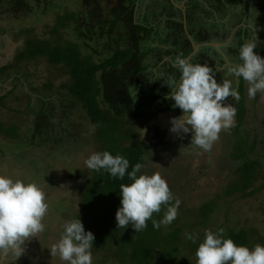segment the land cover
<instances>
[{
  "label": "trees",
  "instance_id": "1",
  "mask_svg": "<svg viewBox=\"0 0 264 264\" xmlns=\"http://www.w3.org/2000/svg\"><path fill=\"white\" fill-rule=\"evenodd\" d=\"M50 2L52 0H0V7L5 9L2 13L20 19L36 12L44 15ZM173 2L178 5L184 2L185 13L170 0H80L78 10L54 14L52 26L43 37L36 36L32 30L19 31L21 44L7 64L0 67V92L10 82L15 89L24 84L22 79L26 76L21 75L22 65L36 58L62 67L67 81L59 89L46 83L41 93L36 89L35 95H29L34 100L28 104L33 118L31 136L23 139L18 132L21 126L4 123L1 118L0 136L11 142L25 141L34 148L72 141L82 147L86 134L91 132L94 153L108 151L113 156L121 155L129 161V172L139 163L144 167L138 175L146 173L152 151L167 144L163 139L147 144L140 138L144 128L150 131L149 123L156 119V114L169 109H161L157 104L170 93L165 83L170 79L179 81L180 72L173 66L176 58L187 59L193 52L188 37L201 45L190 62L207 63L215 72L224 61L210 44L221 45V51L229 60L241 63L239 49L249 41L247 25L252 0ZM259 19L257 26H261L262 19ZM63 33L69 34L71 39H63ZM254 51L264 57L263 50ZM209 52H214L220 60L209 64ZM243 88L244 81L240 78L238 92L242 109ZM8 96L9 93L0 96V104ZM60 108L64 110L62 113ZM73 109H79L83 121L70 122L68 112ZM244 111H238L236 125L231 129L237 146L236 154H230L235 164L233 168L230 166L229 176L226 172L225 191L201 202L196 210L189 207V203L185 207L180 199L183 192L179 189L183 186L179 187V179L186 173H181L174 165L173 189L178 199L170 203L180 201L178 215L170 225H161L159 229L153 227L152 220L159 222L163 218L165 205L140 232L131 225L118 228L120 185L131 183L127 175L120 180L104 170L91 169L70 174V179L82 182L78 193L80 212L73 219L79 217L85 230L94 233V250L106 248L119 264H196V250L206 230L216 232L221 228L226 238L233 239L237 245L249 248L264 245L260 227L249 218H243L240 209H230L224 202L226 196L260 200V194L264 193V161L261 160L264 140L259 134L254 135L253 141L249 140ZM258 144L263 148L256 149ZM221 168L222 165L216 167L223 177ZM173 189H170L172 193ZM186 233L197 235L196 243L188 240Z\"/></svg>",
  "mask_w": 264,
  "mask_h": 264
},
{
  "label": "rangeland",
  "instance_id": "2",
  "mask_svg": "<svg viewBox=\"0 0 264 264\" xmlns=\"http://www.w3.org/2000/svg\"><path fill=\"white\" fill-rule=\"evenodd\" d=\"M252 1L254 5L251 10V25L255 26L254 20L260 21L259 18H261V23L264 21V0ZM79 8L80 0H52L44 15L36 12L28 17L15 19L9 13H2V10L5 11V9L0 7V67L7 64L16 48L21 44L18 37L19 31L28 29L32 30L36 36L43 37L52 26L54 14L67 10L76 11ZM259 28L261 29L263 26L261 25ZM62 37L65 40L71 39L67 33H63ZM95 59L98 60L97 57ZM21 75L26 76L25 79H22L24 84L18 85L15 89L14 84L10 82L11 84H7L5 89L0 92V96L9 93V96L2 101L3 105L0 104V118L4 123L21 126L18 132L24 139L31 136L30 126L33 122L28 104L34 100L29 98V95H35L36 89H38V94L41 93L46 83L52 84L53 89L61 88V85L66 83L67 76L62 67L51 66L44 58L24 62ZM236 87L238 88V81ZM247 89L248 83L244 81L240 98H248ZM44 92L46 95L49 94ZM257 94L264 100V93L258 92ZM233 103L235 105L237 102ZM36 105L37 103L34 107ZM62 108L58 109L61 113L64 111ZM259 108L261 105L255 106L253 109ZM68 114L70 122L83 121L82 118L80 119L79 109L69 110ZM246 126L245 124V128ZM92 134L91 132L86 134V139L82 141V147L72 141L65 144L59 142L52 147L49 145L48 147L34 148V146L27 145L25 141L11 142L0 136V175H5L13 180H22L25 183L37 184L45 193L49 206L43 219L44 232L40 236L29 237L25 241L23 246L25 252L14 261V264H67L60 260L58 254H51V248L60 239L63 225L80 212L78 193L82 182L70 179L69 175L75 174L77 170L80 172L90 170L85 161L94 154L91 145ZM189 140H191V136ZM192 146L194 145L174 142L166 148L155 149L150 154L145 169L149 175L155 172L160 173L162 178L167 181L169 188L171 186L170 189H173V175H175L173 167L174 165L178 166L181 173H186L183 178L179 179V187L183 186V189H179L181 193L183 192V197L180 199L185 207H187L186 203H189V207L196 210L205 200H212L225 191L226 172L229 176L232 171L231 167L233 168L235 164L230 154H236L237 145L234 139L224 142L215 141L211 150L207 152L203 149V151L193 150ZM258 148L259 145L256 149ZM201 152H204L205 155L203 156ZM261 160L264 161V152L261 154ZM220 165L223 166L221 168L224 171L223 177L216 169ZM187 192L190 193L186 194ZM199 195L203 198L198 197ZM173 196L178 199L177 192L174 191ZM226 197L224 202L227 205L225 204V206L230 209H240L243 218L247 217L257 224L264 236V193L260 194V200L250 198L239 200L234 196ZM94 248L93 246V264H119L116 258L110 257L112 253H109L106 248L97 251ZM10 260L11 257H8L4 264H9Z\"/></svg>",
  "mask_w": 264,
  "mask_h": 264
},
{
  "label": "clouds",
  "instance_id": "3",
  "mask_svg": "<svg viewBox=\"0 0 264 264\" xmlns=\"http://www.w3.org/2000/svg\"><path fill=\"white\" fill-rule=\"evenodd\" d=\"M255 27L253 32L255 34ZM258 39L245 42L239 49V60L228 66L229 75L248 83L247 94L254 99L258 92L264 93V57L255 49ZM180 72L179 81L170 79L165 84L170 89L167 99L174 102L181 114L171 120L173 133H191V144L210 151L222 130L234 124L236 108L224 101L231 96L239 100V92L232 80L218 83L215 71L207 64H193L186 58L177 57L174 65ZM88 169L106 171L111 177L123 180L127 175L131 183L120 185L121 206L116 212L118 228L131 225L136 232L147 227V221L154 213L167 206L163 218L152 220L153 227L170 225L178 215L179 200H174L167 181L158 172L151 175L141 173L144 167L136 164L129 172V161L121 155L97 152L86 159ZM43 190L35 183H25L0 175V264L11 257L9 264L25 252V241L41 235L45 230L43 219L48 211ZM196 243L198 236L185 234ZM95 241L93 232L86 231L81 219L74 218L63 225L57 243L52 245L51 254H58L67 264H93L92 248ZM196 264H264V245L252 248L237 245L226 238L224 229L216 232L206 230L204 240L196 250Z\"/></svg>",
  "mask_w": 264,
  "mask_h": 264
},
{
  "label": "flooded vegetation",
  "instance_id": "4",
  "mask_svg": "<svg viewBox=\"0 0 264 264\" xmlns=\"http://www.w3.org/2000/svg\"><path fill=\"white\" fill-rule=\"evenodd\" d=\"M181 5L184 9V12L181 9H179V8L178 9L181 10L182 13L184 14L185 13L184 2L182 4H180L179 6H181ZM259 16H261V15H259ZM251 19H252V16H251ZM251 19H250V21H248V25H247V27L249 29V31H248L249 32L248 33L249 40H253L255 38V34H256V37L258 39L257 49H261L264 51V21L262 23H260L263 26V28L260 29L259 28L260 26L259 25L257 26L258 21L254 20L255 26H256L255 27V34H254L253 26L251 25ZM188 39L190 40V42L192 44V49H193V45H196V44L192 41V39L190 37H188ZM196 46L199 47L198 50L201 48L200 47L201 45H196ZM212 46H214L216 48L217 52L219 53V55L221 56V58L224 61V64L221 66V68H219L214 73L215 75L217 74V79L219 80L217 82L222 83L223 80L226 79L224 77L225 74L224 75L222 74L223 69L226 70V69H228V66L230 64L232 65V64H235L237 62L236 61H234L233 63L229 62L231 60H229V58L223 54V52L221 51V45L214 44ZM198 50H197V52H198ZM196 53L192 52V54L187 59H189V61H190ZM219 58L220 57L219 56L217 57L214 54V52H209V54H208V59L210 61L209 64H211V62H214V61L217 62ZM219 71H220V73H219ZM228 80H232L234 82L235 87H236V82L238 81V88H239L240 78H239V80H237V78L234 76L232 79H228ZM167 96L162 97V99L159 101V104H157V107H159L161 109H164L165 105H166V107H168V104H166ZM234 100L235 99H233L231 96H229L224 101L225 105L231 103L237 110L235 120H234V124L230 128L222 130L221 133L219 134V138L216 141L217 142H221V141L224 142L226 140L230 141L233 139L234 136H233L231 129L236 125L238 111L240 112L243 109L245 110L243 112L244 117H245L244 118V124H246L248 126V128H247V126H246V128L248 129L249 140L251 139L253 141V137L255 134H259L260 136L262 135V137H259V138L261 140H264V100H262V98H259L258 94L254 99H250L249 97L244 98L243 99V109L240 108L241 100L240 99L235 100V101ZM233 102H237V103H235V105H234ZM258 105H261V108L253 109L255 106H258ZM172 106H173V104H172ZM180 114H181V110L179 108H175V107H173L172 109L169 108L168 110H164L163 112H158L156 114V119L153 122L149 123L150 131H148L149 129L144 128L143 134H142L140 139L142 141L147 142V144H149V143L155 144L159 140L163 139L167 145L165 147H161V149L172 145L174 142L175 143L176 142L186 143V144L188 143V144L192 145L191 140H189L191 133H190V135L184 134L182 132L177 134V133H173L170 130L171 126H172L171 125L172 118L177 117ZM229 135H230V137H229ZM142 137H145V138H142ZM258 145H259V147L263 148L261 146V144H258ZM192 149L193 150L198 149V150L203 151L202 149L196 147L195 145L192 146ZM201 153L203 154V156L205 155L204 152H201Z\"/></svg>",
  "mask_w": 264,
  "mask_h": 264
},
{
  "label": "crops",
  "instance_id": "5",
  "mask_svg": "<svg viewBox=\"0 0 264 264\" xmlns=\"http://www.w3.org/2000/svg\"><path fill=\"white\" fill-rule=\"evenodd\" d=\"M253 5H254V2L252 1V7H253ZM211 45V47H213L215 50H216V48L214 47V46H212V45H214V44H210ZM217 51V50H216ZM218 61H219V59H218ZM230 63H233V62H231V61H229ZM228 62V63H229ZM231 65V64H230ZM222 70V69H221ZM219 73H220V71H219ZM222 74L224 75L225 74V78L226 79H232L234 76H232V75H229V73H228V69H226V70H224L223 69V71H222ZM215 77H216V79H217V74L215 75ZM217 81H219L218 79H217ZM170 94V93H169ZM168 94V95H169ZM166 100H167V102H166V104H168V108H170V109H172L173 108V106H172V104H173V102L171 101V100H169V99H167L166 98ZM170 106V107H169ZM167 107H166V105L164 106V109H166Z\"/></svg>",
  "mask_w": 264,
  "mask_h": 264
},
{
  "label": "water",
  "instance_id": "6",
  "mask_svg": "<svg viewBox=\"0 0 264 264\" xmlns=\"http://www.w3.org/2000/svg\"><path fill=\"white\" fill-rule=\"evenodd\" d=\"M170 1L172 2V4H173L175 7L181 9V10L184 12V9H183L182 5L179 6V5L175 4V3L173 2V0H170ZM198 48H199L198 46L193 45V52L196 53L197 50H198ZM188 60H189V59H188Z\"/></svg>",
  "mask_w": 264,
  "mask_h": 264
}]
</instances>
